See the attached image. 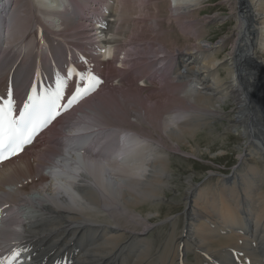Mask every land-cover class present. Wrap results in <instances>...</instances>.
<instances>
[{
  "label": "bare ground",
  "instance_id": "1",
  "mask_svg": "<svg viewBox=\"0 0 264 264\" xmlns=\"http://www.w3.org/2000/svg\"><path fill=\"white\" fill-rule=\"evenodd\" d=\"M108 1L80 0L85 10L77 0H37L39 6L34 0H18L20 6L0 0V90L7 94L10 83L15 89L37 71L63 76L59 48H73L68 34L95 44L92 49H103L94 65L106 71L107 80L111 64L127 66L129 60L120 61L121 53H116L138 38V32L159 30L160 7L152 4L153 23L141 27L139 18L130 19L144 9L149 14V1L115 0L113 9L109 2L114 0ZM170 1L178 13L175 20L198 16L196 8L206 2ZM252 1L224 0L234 28L216 43L205 39V27L195 19L178 21L180 34L187 42L193 39L189 45L178 47L173 41L169 49L160 36L165 32H158L152 49H161L159 55L165 57L151 60L157 64L169 59L159 86L150 84L148 76L140 87L118 94L111 89L88 99L97 100L76 117L77 108L71 127L61 135L54 132L51 143L57 148L50 149L47 138L40 140L50 149L45 152L49 158L43 159L45 149L34 146V154H21L2 165L0 212L6 226L0 230V247L14 254L13 242L19 241L18 247L32 255L29 264H264V49L258 44L257 27L264 4L254 8ZM223 19L206 20L215 24ZM74 30L78 33L71 36ZM228 47V56L219 57ZM169 71L174 88L180 90L172 95L166 94L168 87L163 89ZM180 99L188 106L178 103ZM226 101L233 102L229 112L221 105ZM127 102H133L130 111ZM171 107L177 108L175 114L165 118ZM213 121L241 139L239 166L231 175L209 173L198 185L189 179L187 210L153 223L138 210L149 205L150 215L153 209L159 212L171 176L168 145L173 143L175 150L192 146L198 132Z\"/></svg>",
  "mask_w": 264,
  "mask_h": 264
},
{
  "label": "rangeland",
  "instance_id": "2",
  "mask_svg": "<svg viewBox=\"0 0 264 264\" xmlns=\"http://www.w3.org/2000/svg\"><path fill=\"white\" fill-rule=\"evenodd\" d=\"M34 1L37 5L33 2V5H34L33 7L39 6V3L37 2V0H34ZM148 1H149V3L147 5H148V9H149L150 13L148 14L146 9H144L145 11L141 12L140 14H134L133 18L130 20H134V19L137 20L139 18L140 22H142V24H143L142 25L140 23L141 27H144V26L147 27L149 25L148 23L150 21H151L150 23H153L152 21L154 20L152 17V15L154 13V9H153L154 6L152 4H158L160 7V10H159L160 14L157 16L158 19L156 18L158 20V22H156V25L158 26V24H160V27H158L159 30H155V29H151V28H149V29L147 28L144 30L142 29L144 35H142L141 33L138 32L137 36L139 39L133 38L130 41H127L125 49L121 48L119 50V52L121 53L120 59L123 57V54L126 51H127L126 53L130 54L131 57L127 58V60H129V63L127 64V66H121L119 63L115 62V63L111 64L106 69L108 72V75H109L108 80H107V84L109 83V85L103 90V88L106 86V83H105V85L99 91V93H97L94 96L95 98L98 97L99 95H103V92H106V91L111 90V89L115 90V93L118 94L119 91H122V90L126 91L128 88L134 89L136 87H140L141 82L143 83V80H142L143 77H148V76H150V77L152 76L151 79H153L150 84H154L155 87L159 86V82H161L162 79L164 80V77H162L161 74L162 73L164 74L168 70L167 69L168 66H166V65H168L167 63H169V59H167V60L165 59V61H161L160 63L157 62V64H156V62H154L155 60H151V59H154V56L159 55V52L161 50L157 47H156L157 49H155V50L152 49L153 48L152 45H154V42H155L154 38L158 39L157 38L159 35L158 32H165L164 34L160 33V36H162L163 39H165L164 40L165 45L169 49H172L175 44H178L177 45L178 47H182L184 45H189V43H191L193 41V39L191 38L192 40L187 42L185 37L180 34V33H182V31H181L180 27H178V25H179L178 21H182V23H185V22H188L189 20L195 19L196 23L205 27V28H203L204 30L202 31L205 33L204 34L205 39H207L211 42H214V43L218 42L221 38L228 36L231 33L232 28H234V24L231 23L232 19L229 18L230 10L223 3L224 0H213V1L205 0L206 1L205 4L196 8L197 10L201 11L200 14H198V16L196 15L197 17L195 16L194 18H184L185 20L184 19L175 20L176 19L175 17L178 13L175 11L176 8H175L174 1L171 2L170 0H146L145 2L147 3ZM208 1H211V2L208 3ZM250 1H252V0H250ZM77 2H79V4L81 5L80 0H78ZM114 2H116V1L114 0L113 2H110L109 5L111 3H114ZM170 2H171V6H170ZM221 2H222V4H221ZM252 2H254V4H253L254 8L256 7V5H258V3L259 4L262 3V5L264 4V0H254ZM18 3H19V6L23 4L20 2H18ZM173 5H174V8H173ZM110 7H112L111 9H113V4H111L109 6V8ZM85 8H86V6H85ZM107 8H108V5H107ZM135 9H137V7ZM33 10H34V8H33ZM254 11H255V9H254ZM213 16L214 17L215 16L220 17L221 19L224 18L222 20L223 22L221 21V22L214 24V22H209L210 20L209 21L206 20L207 18L213 17ZM262 17L264 18V15H262ZM263 18L259 20L257 27L259 28L258 37L261 39V41L259 39L260 42L258 41V44L260 45V47L262 45L263 49H264V44L262 42V35L264 34V25L263 26L261 25L262 22L264 21ZM205 20L208 21V23H205ZM45 21H46V19H45ZM56 27L61 28L62 26H56ZM161 27H163V28L161 29ZM155 28H156V26H155ZM75 33H78L77 30H74L72 33H70V35L74 36ZM147 33H149V34L147 35ZM133 35H135V34H133ZM68 36H69V34H68ZM183 37H184V39H183ZM190 37H193V36H190ZM74 38H77V37H74ZM163 39L160 38V40H158V42L163 41ZM173 41L175 42L174 45H173ZM135 42H136V44H134ZM166 42H168V43H166ZM176 42H179V43H176ZM155 43H157V42H155ZM129 45H130V47H127ZM88 51L91 52L94 50L89 49ZM170 51H172V50H170ZM228 51H229V47L224 48L221 53H218L219 57H221V58L227 57ZM140 54H142V55H140ZM101 55H99L100 58H102ZM160 55L156 56V57H160V58L165 57L164 54H160ZM138 56H140V57H138ZM61 66L64 69L63 65H61ZM88 67H89V65L84 64V66L82 68L84 70H86V69H88ZM138 71H139V73H138ZM103 73H104V76L106 78V71L105 72L103 71ZM221 73L224 74V70H221ZM123 75L125 76V78H123ZM154 75H156V76H154ZM165 76L168 78V84H169V85L167 84L166 86L163 87V89L165 87H168V89H164V90H168V92L166 94L172 95L173 93L180 92L179 89L174 88V78L171 75V71H169ZM27 79H28V75H27L25 81L22 84H20V86H24V84L27 82ZM121 79H125V82L130 81V84L128 82L126 84L125 83H123V84L118 83V81ZM144 79H146V78H144ZM108 87H110V88L107 89ZM138 89H140V88H138ZM146 90L147 89H142L143 93L144 92L148 93V91H146ZM95 100H97V99H95ZM95 100H89L88 101L89 103L88 102L83 103L80 106V108L77 110V112L79 110L80 111L75 116L76 117L79 116L81 114L80 112L82 110L83 111L87 110L88 108L93 106L95 103L94 102ZM185 102L186 101H184V99H180L178 101V103H180L184 107H187L188 105H184ZM127 103L124 104V106L127 107V109L129 111L132 110V103L133 102L131 103V105L129 102H127ZM224 104L221 103V105L224 106L226 111L229 112L232 109L233 102L232 101H229V102L226 101V104L225 105ZM229 105H231V106H229ZM176 110H177V108H174V107L168 108V110L165 111V113H166L165 118L166 117L169 118L170 115L173 116L175 114ZM77 112H73L71 115H68L66 118H64L55 127V129L44 138V141L49 139L47 145L51 146L50 149L54 150L52 147H56L54 144L51 143L53 141L54 132L60 131L59 134L61 135V133L64 132L65 128L69 129L71 127L69 123H71L73 121L72 119H74V117H75L73 114H75ZM131 113L130 114L133 116V114H134L133 111H131ZM70 116H71V118L67 119ZM131 120L135 121V118L132 117ZM223 127L224 126L220 121H215V122L213 121V124L210 126V128H206V129L198 132L196 140L192 143V146L191 145L190 146L181 145L182 149L180 147L179 149L176 148V150H175V145L172 142H171L172 143L171 145H168L170 147V148L169 147L168 148L171 151V156H170V162H171L170 163V167H171V169H170L171 173L170 174H171V176H170V179L168 182V184H169L168 189L165 190V199L161 202L162 204L159 203L160 207H158V211H159L158 214H156L155 210L153 209V214L150 215L148 213L149 211H147V210H149V205H144L142 208H140L138 210V212L140 214H142L143 216L149 217L151 219V221L153 220L152 222L155 224L161 223L169 217H176L177 215L184 213V211L187 210L188 206L185 205L184 199H185L186 191L189 188V183H188L189 179H192V181L194 183H197V185H198V184L204 183V181L206 180V176H208L209 173H212V172L222 174V175H231L232 174L234 168H236L240 164V160L238 157H239V154L241 151L238 150V147H240V145L242 144V141L237 136V134L234 130L232 132L225 133ZM60 140H62V138L57 139V143L60 142ZM44 146H45L44 143H40L38 145V148L40 150H43L46 147V146L45 147ZM35 149L36 148H33V150L31 149L29 151V153L34 154V152H36V151H34ZM50 149L49 148L45 149L44 153L43 154L41 153L43 156V159H45V157L49 158V156L47 157V155H48ZM58 149L60 152L61 149L60 148H58ZM38 152H40V151H38ZM45 152L47 155H45ZM59 152H57V153H59ZM200 152H201V154H200ZM48 167H49V165L45 166V168H48ZM49 182L51 183L52 180H49ZM212 182L214 183L215 181L213 180ZM1 188H3V187H1ZM5 188L7 189L8 186H6ZM180 226H181V223H180ZM189 259H192L191 254H189Z\"/></svg>",
  "mask_w": 264,
  "mask_h": 264
},
{
  "label": "snow or ice",
  "instance_id": "3",
  "mask_svg": "<svg viewBox=\"0 0 264 264\" xmlns=\"http://www.w3.org/2000/svg\"><path fill=\"white\" fill-rule=\"evenodd\" d=\"M68 77L78 79L79 83L75 84L74 92L66 100ZM99 83L101 81L95 75L80 73L70 67L65 75H55L53 83L42 90L39 85L32 86L31 94L26 96L23 104V111L18 115L15 100L8 93L4 97L7 103L0 105V162L22 152L58 116L92 95ZM20 256L21 253L17 251L12 259L0 261V264H17L18 261L19 264H24Z\"/></svg>",
  "mask_w": 264,
  "mask_h": 264
}]
</instances>
